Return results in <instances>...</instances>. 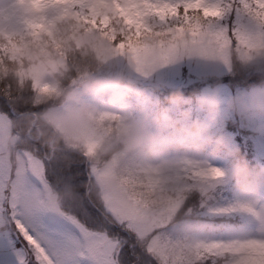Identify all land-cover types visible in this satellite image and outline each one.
Returning a JSON list of instances; mask_svg holds the SVG:
<instances>
[{
	"label": "clouds",
	"instance_id": "9594fccd",
	"mask_svg": "<svg viewBox=\"0 0 264 264\" xmlns=\"http://www.w3.org/2000/svg\"><path fill=\"white\" fill-rule=\"evenodd\" d=\"M94 7L95 24L76 19L57 0H0V161L15 165L29 152L50 166L84 168L82 194L71 177H50L41 188L40 196L50 197L49 214L73 212L84 198L117 207L118 215L136 206L151 213L177 198L182 173L206 174L207 200L188 199L198 196L205 211L247 217V234L211 247L220 240L173 236L167 226V264H238L240 243L264 244V169H250L238 152L229 167H217L210 157L224 151L220 133L203 121L177 124L166 110L149 112L140 101L157 67L173 59L213 58L232 77L264 88V23L234 8L204 20L198 35H177L167 30L177 21L145 15L137 36L128 21L146 11L143 0H97ZM129 37L142 46L138 51L130 50ZM182 99L180 89L170 90L171 103ZM198 102L209 114L219 107L213 94ZM228 108L240 114L243 99L232 98ZM256 131L264 135V125ZM152 264H159L156 257Z\"/></svg>",
	"mask_w": 264,
	"mask_h": 264
},
{
	"label": "snow or ice",
	"instance_id": "6c2138e0",
	"mask_svg": "<svg viewBox=\"0 0 264 264\" xmlns=\"http://www.w3.org/2000/svg\"><path fill=\"white\" fill-rule=\"evenodd\" d=\"M78 7L72 15L78 20L95 24L98 12L94 7L97 0H57ZM145 12L136 11L137 19H129L139 30L144 27L145 15H153L161 22L169 18L177 21L174 31L177 35L189 32L198 35L204 28V20L221 19L235 8L254 16L264 23V0H143ZM254 5V7L252 6ZM107 22L106 20L104 21ZM158 35H160L158 33ZM219 35V33H217ZM175 38V37H174ZM129 47L133 52L142 46L135 37H129ZM163 43V41H161ZM124 45H120L123 47ZM79 173V175H77ZM212 174L215 173L213 170ZM50 177H71L77 185L84 180V168L73 165L64 170L62 165L50 166L39 155L25 152L13 165L0 161V243L9 246L15 253V264H60L52 251L57 237L63 234L64 225L70 224L78 233L82 243L80 255L87 257L91 264H152L156 257L159 264H167L171 249L164 240L167 226L175 223L178 215L191 213L189 199H169L162 207L151 213L140 206L130 208L125 215H118L119 209L110 204L89 201L84 198L73 212L58 211L49 214L46 207L50 197L40 196L42 187H47ZM206 180V174L202 175ZM26 180L31 181L33 191L26 188ZM200 207L205 203L201 200ZM226 209L209 208L207 212L223 214ZM224 241H211V247H220ZM242 253L238 264H264V244L257 241L240 243L235 249Z\"/></svg>",
	"mask_w": 264,
	"mask_h": 264
},
{
	"label": "rangeland",
	"instance_id": "374dc122",
	"mask_svg": "<svg viewBox=\"0 0 264 264\" xmlns=\"http://www.w3.org/2000/svg\"><path fill=\"white\" fill-rule=\"evenodd\" d=\"M64 11L72 14L78 7L70 3H60ZM9 49H15L9 45ZM229 78V79H226ZM224 79V81H222ZM237 79L232 77L213 58L195 57L188 60L173 59L165 61L157 67L151 80L145 83V95L140 101L149 112L166 110L177 124L190 123L192 120L206 122L213 132L222 136V142L227 157L222 154L210 157V162L217 167L227 168L236 159L235 153L247 165L259 166L264 169V135L256 129L264 125V88L255 87L250 91L237 87ZM178 88L182 91L183 99L179 103L168 100L170 90ZM213 94L219 100L217 110L209 114L198 102L199 96ZM240 97L244 108L240 114L228 108L229 101ZM132 104L137 101L133 99ZM188 111L187 121L182 113ZM227 158H231L228 162ZM26 188L33 191L31 181L26 180ZM209 188L191 171H185L177 178V198L188 199L193 194L207 200ZM191 192V195H189ZM264 195V190L261 191ZM231 199V193L224 197ZM191 213L184 212L181 219L168 226L170 235L189 233L193 236L210 240H234L247 234L249 220L241 214H214L200 208L198 196L191 198ZM187 213V214H186ZM189 216H191L189 218ZM239 217L242 221L237 226L224 221L223 217ZM196 218V219H195ZM221 218V219H219ZM224 221L222 229L212 230L217 221ZM207 229V231H205ZM63 234L57 237L52 251L60 264H91L87 257L80 255L79 246L82 241L70 224L64 225ZM0 264H15V253L7 245L0 243Z\"/></svg>",
	"mask_w": 264,
	"mask_h": 264
},
{
	"label": "trees",
	"instance_id": "16d2710c",
	"mask_svg": "<svg viewBox=\"0 0 264 264\" xmlns=\"http://www.w3.org/2000/svg\"><path fill=\"white\" fill-rule=\"evenodd\" d=\"M226 79H229V78H226ZM222 81H224V79L222 80ZM236 83H237V87H240V88H242V89H253V88H255L256 86V81L253 79V80H247V81H245V80H242V79H240L239 77H237V79H236V81H235ZM224 157H227V154H226V152H222L221 153ZM228 160L230 161L231 160V158H228ZM247 166H250L249 165V163H247ZM189 195H191V192H189ZM190 207H191V205H189ZM187 214V213H186ZM191 216H189V218H190ZM196 219V218H195ZM219 219H221V218H219ZM222 219H229L228 217H223ZM220 221V220H219Z\"/></svg>",
	"mask_w": 264,
	"mask_h": 264
}]
</instances>
